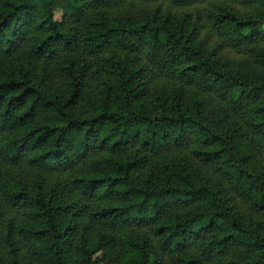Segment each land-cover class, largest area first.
Listing matches in <instances>:
<instances>
[{
	"label": "trees",
	"instance_id": "1",
	"mask_svg": "<svg viewBox=\"0 0 264 264\" xmlns=\"http://www.w3.org/2000/svg\"><path fill=\"white\" fill-rule=\"evenodd\" d=\"M262 23L264 0H0V264H264Z\"/></svg>",
	"mask_w": 264,
	"mask_h": 264
},
{
	"label": "rangeland",
	"instance_id": "2",
	"mask_svg": "<svg viewBox=\"0 0 264 264\" xmlns=\"http://www.w3.org/2000/svg\"><path fill=\"white\" fill-rule=\"evenodd\" d=\"M60 13H55V18H59ZM258 30L262 33H264V23L260 24L258 27ZM113 48H107V46H103L101 52L97 53L95 52V56L93 57L94 60V66L95 68H101L102 70H110L111 67V57L115 56L116 47L113 46ZM120 53V52H118ZM211 222H217L216 220H213L211 218H205L198 220L194 225V230H200L203 227L209 225Z\"/></svg>",
	"mask_w": 264,
	"mask_h": 264
}]
</instances>
